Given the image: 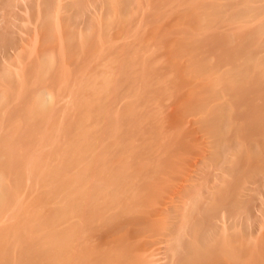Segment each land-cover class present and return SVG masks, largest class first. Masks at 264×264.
Instances as JSON below:
<instances>
[{
  "label": "bare ground",
  "instance_id": "6f19581e",
  "mask_svg": "<svg viewBox=\"0 0 264 264\" xmlns=\"http://www.w3.org/2000/svg\"><path fill=\"white\" fill-rule=\"evenodd\" d=\"M100 1L0 0V116L20 111L0 119V264H245L253 248L243 236L253 229L240 189L264 172V0L147 2L183 5L191 19L172 38L176 49L167 43L185 58L181 76L195 80L193 104L179 110L206 138L201 159L225 174L187 175L168 199L161 192L189 142L167 132L150 98L168 95L166 76L144 59L138 67L129 42L111 51L116 39L102 69L79 70L102 5L121 18L135 9L132 0ZM223 22L251 26L224 33ZM4 95L31 96L2 111ZM54 95H73L59 114ZM34 136L38 154L28 147Z\"/></svg>",
  "mask_w": 264,
  "mask_h": 264
},
{
  "label": "rangeland",
  "instance_id": "374dc122",
  "mask_svg": "<svg viewBox=\"0 0 264 264\" xmlns=\"http://www.w3.org/2000/svg\"><path fill=\"white\" fill-rule=\"evenodd\" d=\"M99 1L100 0H96V5H98V7H100L99 5L101 3V1L100 2ZM149 1L150 0H132V3H133L132 7L135 8V9H133V8H131V9H133L134 12H131L132 15L129 13L130 15H127L125 18H123L124 17L123 14L121 15V14L118 13L116 8L113 9V11L109 10V8H108L107 9L108 11H107L105 6L102 5L103 6V11L100 10L99 12H97L95 14L96 16H94L95 17V22H94V28L95 29L94 30H95V35H96V36L94 35L95 36V39H94L95 41H93V44L91 45L90 48H87V49H85L83 51H80V54H79L80 57L78 59V65L80 64L79 65V70L82 73H83V71H86V70H87L86 72L89 73V72H93L94 70L97 71L99 69H102L103 67H102V65L100 66V64L105 63V61H107L108 52H110V50H111V47L108 44H106V43H108L111 40L116 39L118 41V43L115 44L116 47L120 44V42L121 43L122 42H126V43L129 42V45H131L133 47L136 46V48L139 47L138 49H140V51L138 50V53L140 52L141 54L135 55V56H137L136 58L138 59V60L136 59L138 67L142 66L141 61H143V59H144L145 62H142V63H146L148 66H150L152 64L150 66L151 68H148L149 70L153 69L152 71L154 73L161 74L163 77L166 76L165 78H166L167 82L168 81L170 82V83L168 82V90H167L168 91L167 92L168 95H166V93H164V95H163V93L162 94H158V95L155 94V95H150V98L152 96V98H155L156 100L159 99L158 105L161 104V106L159 105L160 109H158L159 110V112H158L159 113V118H161V120L163 121V124L167 127V129H166V130H168L167 132H172L173 130H175V131L178 130V131L182 132L187 137L188 142H189L188 146H184L185 147L184 151L186 153L184 155L181 154L183 156H182L181 160L177 163V166H175L176 169L179 166L178 169H180L179 170L180 172L177 171V172H179L178 174L174 173L173 177L171 175L170 176L171 178L169 177L170 181L168 180L169 178L167 179L166 187H164V189L161 192V198L166 197L165 199H168V198H170L171 193L174 191L175 187L179 185L180 180L182 178L186 177L187 175H189V176H197V174H199V176H200L202 174L203 175L204 174H208V176H209V174H213V176H219V175H222L223 172L219 171V170H221L220 163H216V165H211V162H206V160H202L201 159V157L205 154L206 150L209 149V148H207V145H206V138L203 135V133L201 131H199L196 128V126L194 125V123L192 122L193 119H194V116H192L191 113L187 114V113H183L182 111L179 110L180 108H182L181 106L184 105L183 103L188 104L189 102H192V103H190L188 105L193 104V102L195 100V97L197 95L190 96V92L192 91V88L195 85L194 84L195 80L192 83H190L189 82V80H190L189 77H186V76L183 77L180 74L181 69L185 70V68H184L185 67V65H184V62H185L184 59L185 58H184V56L177 55L178 56L177 57L176 54H175L176 52H174L173 49L171 50V47L176 49L175 46L173 47V44H174L173 40L175 41V39L177 37L182 35V33H183L182 31H185V28L192 23L191 19L187 16V18L190 19L188 21V19L186 18V15H182V13L184 12L183 10H186L185 6L183 7V5L171 8L169 6L166 7L165 5L163 6L162 4H159L158 6L161 5L162 7H159L157 9L158 10L157 11V10H154L157 7L153 8L151 5H149L150 4ZM136 4L139 7L136 6ZM136 7H138V8L136 9ZM145 7H147V8L145 9ZM178 9L180 11H182V12L180 13ZM100 12L102 13V15H101ZM128 12H130V11H128ZM177 12H178V14H177ZM177 15L185 16L186 19L183 18V17H181L182 18L181 19L180 16H177ZM106 16H109V17H106ZM121 16H123V17L121 18ZM174 19L177 20V22L176 21L173 22ZM104 22H107L106 25H103V24H105ZM170 23H173L171 25H174L173 26L174 30H173V28L171 26L169 28L167 27V26L170 25ZM181 23H183V24H181ZM186 23H187V25H186ZM227 23L228 22H226V24H225L223 22V24H221V26H220L221 27V31H224V30L225 31H233L234 30L233 28H236L238 30L241 29L242 32H243L244 30L247 29V27L249 28L251 26V24L249 26L248 23H244V24L243 23H233L234 25L232 23H228V24ZM175 24L177 25L176 27H175ZM253 24H255V23H253ZM123 25H125V26H123ZM222 25H224V26H222ZM236 25H237V27H236ZM177 29H179V30H177ZM175 31L176 32L178 31V32L176 33ZM225 31H224V33H225ZM240 32L237 33V34L241 35L242 32L241 33ZM133 33H135L136 35L133 34ZM127 34H129V36L125 38V35H127ZM98 36L101 37V38H98ZM116 36L118 38H116ZM157 36H158V38H157ZM134 37H135V39H134ZM136 38H138V39H136ZM172 38H173V40H172ZM129 39H131L130 40V41H132L131 43H130ZM146 40H147V43L145 42ZM170 40H172L171 41L172 44H171V42H169ZM167 43H169L171 45V47ZM103 44L105 46H103ZM136 44H138V45H136ZM148 44L150 45V47L147 46ZM166 44H167V46L170 49H168V47L165 48ZM144 46L146 48H144ZM116 47L113 50H111V51L118 50V52H119L121 50V49H119V48H121L120 46H118V48H116ZM142 53H143V55H142ZM173 54H175V55H173ZM106 56H107V58H106ZM185 57H187V56H185ZM161 62H162V64H161ZM213 62L215 63V60ZM213 62L210 65H212ZM173 64H174V67H173ZM182 64H183L184 67L182 66ZM93 66H94V68H93ZM86 72H84V73H86ZM145 73H149V72H145ZM164 74H166V75H164ZM81 76H83V74ZM175 78H177L178 80L175 79ZM185 79H188V80H185ZM190 81H192V79ZM185 83L187 85H185ZM189 85H191V86H189ZM185 88H187V89H185ZM188 89L191 90V91H189ZM185 94H186L187 97L185 96ZM4 96L7 97L6 99L9 100L10 104H8V101L6 100V105H4L2 107V109H1L2 111L3 110L5 111V109L9 110V109H7L8 107H10V108L13 107V109L19 108L21 103L23 101H25L26 98L30 97L31 95H4ZM14 96H16V97H14ZM56 96H58V97H56ZM72 96L73 95H54V97L56 98V102H57L56 105L58 106V107L56 106V108L59 109V110H57L58 112L56 111L57 114H59L60 113L59 111L62 109V108H60V106L61 107L62 106L65 107L64 106L65 105L64 102L68 103V101L72 99ZM160 98H161L162 101L160 100ZM191 98H192V100H191ZM11 100H13L14 102L11 101ZM187 100H188V102H187ZM62 101H63L64 105H62L63 103L61 104ZM158 105H157V107H158ZM19 113H20V111L16 112V113H13V115L11 113L10 116L8 114H6L3 117L0 116V119L2 120V122H5L6 119H9V117L17 119V118L20 117ZM72 114H73V112L71 111L70 115H72ZM16 115H17V117H15ZM12 118H11V120H12ZM3 119H5V120H3ZM48 126L50 127L51 124H47V127ZM165 126H164V128H166ZM169 128L171 130H169ZM192 128H195L196 130H192ZM53 133L55 134L56 132L53 131ZM55 135H57V133ZM35 139L36 138L34 136L33 139H32L33 143H31L30 146H28L29 144H26V145L29 148L31 147V149H30L31 152H36L38 154L37 151H38V146L39 145L37 143L35 144V142L39 143L40 140L39 139L35 140ZM33 140H35V142ZM179 151H180L179 154L183 152L182 149L179 150ZM261 173L257 172L255 177L253 179H251L252 181H248V183L244 184V186H243V183H242V185H241L242 189H240L241 196L245 197L246 194L250 195L249 198H248V200H249L248 201V205H249V210H250V214H251V218H252V229H253L252 236H248L246 233H244V236H243V238H244L243 240L249 241L251 247L253 248V250H252L253 252L248 253V254L243 252V254L241 255L242 256L241 258H242V260L244 261L245 264H264V172L261 171ZM224 175L225 174H223V176ZM220 178H223V177H220ZM215 179L216 178H214V177L212 178V180H215ZM210 180H211V178H210ZM182 183H185V182L183 181ZM24 192H25V194H24L25 197L23 196V199L29 198V197H27L28 194H29L28 188L26 190H24ZM257 209H259V211ZM242 213H243V209L240 211V214H242ZM242 216H243V214H242ZM241 223H242L243 227L247 226V225H245L244 216H243V219H242ZM246 224H247V222H246Z\"/></svg>",
  "mask_w": 264,
  "mask_h": 264
}]
</instances>
